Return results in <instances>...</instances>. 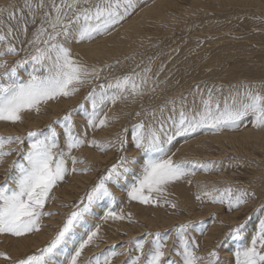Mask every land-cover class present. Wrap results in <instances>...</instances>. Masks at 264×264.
<instances>
[{
  "label": "rangeland",
  "instance_id": "374dc122",
  "mask_svg": "<svg viewBox=\"0 0 264 264\" xmlns=\"http://www.w3.org/2000/svg\"><path fill=\"white\" fill-rule=\"evenodd\" d=\"M24 1L26 3V0H17L13 5L15 11L12 15L15 16L12 18L13 20L10 18L4 20L12 31L9 35L8 29L9 36L2 33L7 37L9 42L7 39H5L6 41L4 40L5 42L0 41V51H2L3 47V51L6 52L5 50L8 45H12L15 48L18 46L19 48H16L17 53L14 55L7 53L0 55V60L7 61L5 67L0 68V74L15 64L19 58L23 60L34 52L36 45L29 43V41L33 39L36 29L40 26L43 11L50 8L51 4V0H44L46 8L37 10L35 22H33V16L29 15L28 9L25 7V3H23ZM148 1L133 0L135 7L129 11L128 15L119 23L112 26L107 32L94 36L92 41H94L93 39L107 38L114 32V29H121L120 26L124 23L128 25L132 21L141 20L142 15L138 14L139 10H142ZM59 2L60 0H56V3ZM175 2L179 3L181 7H187L181 11L183 13H180L181 7L172 5L171 2L165 3L162 6L167 14H171L170 20L160 21L157 24L155 19L147 17L144 33H147L149 36H144L146 43L141 47L129 49L120 54L116 59H110L109 64H106L107 67L103 68L104 72L89 82L87 81L88 84L84 83L78 86V91L69 96L57 97L59 99L57 113L51 112L50 108L45 106L46 103H44L42 105L46 108L41 107L45 109H41L39 112L46 115V117L38 121L37 125L27 126L23 130L17 128L13 131H5L6 133L3 132V129L6 128L0 127V137H21L20 141L13 140L10 143L4 144V149L9 154L0 159V184H3L6 178H9L8 182L11 183L10 177L16 172V169L11 167V165L14 161L23 160V153L27 151L31 143V139L27 135L30 131H39L42 137L48 133L50 127L55 128L58 133L57 150H63L67 153L69 150L67 148L66 135L60 121L63 120L64 116L71 114L74 135L85 141L79 147L71 150V156L77 158L78 162L75 167L78 170L76 172L71 171L73 165L71 159H68L67 167L69 171L65 175L64 180L58 182L53 188L44 207V211L51 212L52 215L40 218L39 231L34 230L20 237L6 233L0 234V251L1 253H6L7 257L10 258L6 259L0 256V264H13L14 261L22 259L27 255L35 253L38 249L47 246L59 228L62 227L66 215L73 210V206L80 203V198L85 196V193L94 186L102 175L106 174L108 168L117 163L121 156L128 157L129 159L135 157V163L129 165L133 170L132 174L128 175L126 180H121L119 184H109L114 200L105 198L95 203L92 206L91 214L86 216L83 226L77 227L74 230V243L69 242L66 245V248L69 250L68 254L70 255L75 251V247L79 246V243L88 238L89 232H97L92 242L84 248L82 255L79 257V264H87L90 258L96 256H99L101 261H103L104 256L112 252H115L116 255L110 257L109 264H130L132 259L140 255L136 251L135 241L144 239V251L148 252L153 247L151 241L156 238L155 234H159L161 243L165 245L164 251L167 257L179 262L180 257L176 255L175 251V249L179 248V239L174 229L181 224L187 223H191L193 227L189 228L185 235L194 239L199 245L197 249L198 254L206 256L208 252L215 249L219 256V264H225L224 262L227 261L230 264H236V260H234L235 256L233 257L236 248L250 244L259 219L264 217V196L252 191L253 188L261 187V184L264 182V165L262 164L259 167L262 174L256 173L259 168H254V166L250 168L251 164H247L246 160L250 158L249 160L253 159L254 162H264V152L260 149H253V144H249L241 138L237 139L238 142H235L238 147L235 146L232 149V143H225L223 148L213 143L206 150L207 155L203 153L197 155L195 154L196 152L190 151V148L185 151L183 145H186L194 137L204 138L210 137L213 134H236L241 137V133L244 130L253 127V117L251 114L243 118L234 127H221L219 130L204 128L195 133L175 136L172 143L167 146V155L172 156L174 160L183 159L211 165L207 171L204 169H193L194 175H191L194 178L187 175L178 180L186 183L188 189L191 187L189 189L190 195L193 200L197 201L193 207H189L188 202L185 201L187 199L185 195L184 197L179 192L177 193L170 185L173 182L167 184L172 188L168 189L165 186L166 188H164L162 193L154 192L151 194L152 200L155 201L153 203L145 204L138 200H132L128 196V191L134 182V176L140 174L141 165L144 161V156L136 149L132 140L136 124L143 122L146 126L151 124L157 127L160 120L172 115L174 106L177 110L183 105L185 110L198 111L203 106L201 103L202 98H208L209 90H211L213 100L220 101L221 106H223L225 97H230L231 94L243 91L246 88L264 93V0H176ZM31 3L35 5L39 1L31 0ZM191 5L198 6L197 9L193 10L194 15H188L187 9ZM22 9H25V11H22ZM230 10L235 14H228L231 12ZM22 14L25 16L24 19H21L23 17ZM25 27L27 31H25ZM119 33L114 32L113 34L119 35ZM15 37H17L16 40H14ZM74 43L77 42L73 40L72 44ZM69 44L70 42L67 46ZM1 45L3 46L1 47ZM18 51L19 55L22 54L21 56L18 55ZM75 55L73 54L76 59L82 62ZM146 65L150 66L151 74L153 76L156 75L158 81L163 77L174 83V85L178 84V86L174 87L175 89L180 86L182 87H180L182 91H180L178 99L174 100L173 97L170 99L169 96L168 100L158 98L153 103L147 102L145 97L141 99L140 97L129 95L117 99L114 103L107 101L99 111L100 117H108L106 125L99 128L88 127V113L92 110L91 101L87 99L88 93L93 89L99 92L101 85L106 86L109 82H114L117 78L124 75L132 74L137 69ZM18 69V76L21 79L27 77L23 79L27 80L28 73L31 71V65L28 64ZM0 82H7L3 80L2 75H0ZM209 82L210 84L208 85ZM194 83L198 85H194ZM207 85L210 86L209 89ZM171 87L173 88V86ZM74 96L76 97L72 102L71 99ZM170 100H174L175 104L168 103ZM64 101L69 102L65 103ZM118 103L121 110L120 113L117 114L116 112L115 114L112 109ZM161 108L164 109L163 113L160 111ZM26 112L21 113L20 121H6V123L8 122V126L21 125L26 116L29 115ZM109 126L112 128L110 129V134L101 135L100 133ZM166 127L169 133L174 135V129H172L171 124L168 123ZM121 137L127 141L123 150L119 144ZM92 140L98 141L100 144H110L112 146L101 151L99 147L88 143V141ZM261 140L264 143V139ZM236 148L243 149V152H237ZM85 149L101 158L87 157ZM204 156H207V158ZM81 160L84 163H79ZM84 169H87V171ZM80 175L86 176L88 180L83 178V181L77 185V189L71 188L69 189L71 194L67 193L68 190L66 188L72 184L73 178L75 176L77 178ZM225 187L246 189L254 195L249 196L247 202L239 206L240 209L238 207L229 211L226 205L213 203L209 197L201 194L205 191L211 192L212 189H223ZM215 194L213 193V195ZM197 196H200V199H197ZM205 205L214 208L210 209V214L207 213L206 217H200L201 219L199 217L196 218L194 214L199 213V211L201 212ZM140 207L145 212L143 211L140 214V210H142ZM154 209L160 211V215L163 214V217H169V220L165 224L159 221L157 224L161 225L151 227L147 223V219H155L157 213L152 211ZM235 210L236 212L238 211L235 216L236 219L231 223L229 216L233 215L232 212H235ZM106 211H113L123 218L104 219ZM216 216L221 226L220 233L214 236L211 245L207 246L204 243V238ZM55 217L58 218L56 219ZM139 217L146 220H142ZM55 219L56 221H53ZM49 221L53 222L51 223L52 225ZM240 224H244L245 226L241 230L239 239H234L231 234L232 229ZM49 225L51 227L49 230L52 231L50 239L27 248L25 251L13 252L14 241H19L24 237H34L42 230L48 229ZM97 226H99L98 229ZM198 227L203 228V234L197 230ZM1 245H3V248ZM229 252L232 254L230 255ZM228 253L229 255H227ZM221 254L224 256H221ZM227 256H229L228 260ZM230 258H233V260ZM57 259L64 260V264H67L63 252ZM144 259L145 257L141 255V261Z\"/></svg>",
  "mask_w": 264,
  "mask_h": 264
},
{
  "label": "snow or ice",
  "instance_id": "6c2138e0",
  "mask_svg": "<svg viewBox=\"0 0 264 264\" xmlns=\"http://www.w3.org/2000/svg\"><path fill=\"white\" fill-rule=\"evenodd\" d=\"M25 7L29 15L35 16L37 10L46 8L44 0L33 5L31 0H26ZM133 0H51L50 8L44 10L40 26L36 29L33 39L29 43L36 45L34 52L23 60H18L10 68H7L2 77L7 82H0V121L17 122L21 120V113L25 111H40V106L49 100L59 96H69L78 91V86L86 83L95 73L96 69H90L87 65L76 59L67 44L73 40L77 43L91 40L94 36L107 32L112 26L119 23L134 8ZM10 18H14L10 14ZM23 19V17H21ZM9 29V35L11 34ZM25 31L27 28L25 27ZM6 38L0 34V41ZM6 53L14 55L16 48L8 45ZM0 51V55H4ZM7 61L0 60V68H4ZM31 65L28 79L23 80L17 74V69L25 65ZM150 69H144L142 73L127 74L101 85L100 91L93 89L88 93L87 99L91 101L92 110L88 113V127L99 128L106 125L107 116L100 117L99 111L107 102H115L126 96L143 94L144 87L148 84L147 73ZM42 73V74H41ZM168 103L175 104L174 100ZM202 108L198 111L185 110L181 105L179 110L174 106L172 115L158 122V126L145 125L143 122L134 126L132 135L136 149L144 156L141 172L134 176V182L128 191L132 200H138L148 204L152 200V193H162L170 182L182 179L193 174V169L207 171L211 165L190 160H174L168 156V148L175 138L185 134L195 133L204 128L219 130L221 127H234L243 118L252 115L253 126L264 128V93L246 88L243 91L225 97L223 106L220 101L213 100L211 90L207 99L201 100ZM161 113L164 109L161 108ZM139 115V113H137ZM155 115V114H153ZM98 121V123H97ZM66 135L68 152L58 149V133L55 128H49L47 134L40 136L39 131H30L27 135L31 143L22 161H14L11 167L16 169L10 177L11 183L6 178L0 184V234H10L16 237L31 233L40 229V218L52 215L45 212L44 207L53 188L64 180L69 169L67 160L71 159L72 172L77 158L71 156V150L79 147L85 141L73 133L71 114L60 121ZM170 123L174 129V135L170 134L166 125ZM13 140L20 141L19 136L0 137V159L9 153L5 151L4 144ZM101 151L110 144H100L98 141H88ZM127 141L120 138V148L123 150ZM79 163H84L82 160ZM135 163V157L129 159L121 156L117 163L107 169L106 174L80 198V203L73 206L63 221L54 238L47 246L38 249L35 253L16 260L13 264H64V260L57 257L63 252L67 264H79V257L84 248L89 245L97 235L96 231L88 233V238L75 247L70 255L66 245L74 243V230L82 227L86 216L92 212V206L105 198L113 199L109 184H119L132 174L130 164ZM87 171V169H84ZM213 193H216L213 195ZM209 197L213 203L226 205L229 211L245 204L247 198L253 193L246 189L226 187L212 189L211 192L201 193ZM200 199V196H197ZM174 207V205H173ZM122 219L113 211H106L104 219ZM244 224L232 229L234 239H239ZM99 226H97L98 229ZM191 223L181 224L174 229L179 239V248L175 249L180 257L179 262L168 258L164 251L165 245L161 243L159 234L151 241L153 247L144 251V239L135 241L136 251L140 255L131 260L130 264H219V256L215 249L200 255L197 252L199 245L194 239L185 235ZM201 234L203 228L198 227ZM167 239V237H165ZM115 252L104 256L103 261L99 256L90 258L87 264H109L110 257ZM141 255L145 257L141 261ZM0 256L7 257L6 253ZM236 264H264V217L259 219L256 230L251 237V242L245 246H238L234 253Z\"/></svg>",
  "mask_w": 264,
  "mask_h": 264
},
{
  "label": "bare ground",
  "instance_id": "6f19581e",
  "mask_svg": "<svg viewBox=\"0 0 264 264\" xmlns=\"http://www.w3.org/2000/svg\"><path fill=\"white\" fill-rule=\"evenodd\" d=\"M16 1L17 0H0V33L1 34L4 33V35H6V36H9L8 35V29L10 27L8 28V25L6 24V22H4V20H6V18L7 19L10 18V14L13 15V13L15 12L14 11V8H13V5L16 3ZM175 1L176 0H158V1H156V0H149L147 2V4H145L143 2L145 4V6H143L142 10L140 9L139 10V13H138V14H141L142 15V19L139 20V21H135V22L132 21L131 23H128V25H126L124 23L123 25L120 26L121 29H114L113 30L114 32H120L119 35L113 34L114 33L113 32L107 38L93 39L94 41H92V39H91V40L84 41L82 43L80 42V44L79 43L78 44L77 43L72 44V41H71L68 47L71 48L72 53L73 54H76L75 56H77V58L81 59L82 60V63L85 64V65H87L90 69L95 68L97 70L96 73L88 80V82L91 79H93V78L101 75L104 72V69L103 68L107 67V65L109 64V60L110 59H112V58L116 59L118 56H120V54L128 51L129 49H132V48L134 49L136 47L143 46V44L146 43V40H145L144 36L145 35L149 36L147 33H144V26L146 24L145 21L147 20V17L148 18H151V19H155V21H156L157 24H159L160 21H163L164 22V21L170 20L169 17L171 16V14H167V12L164 11V8H162V6H164L165 3H171L172 2V5H175V6H177V7L180 8L181 5L179 3H177V2H175ZM23 3H25V1ZM21 8H22V6H21ZM181 8L182 9L180 10V13H183L181 11L185 10L187 7L184 6V7H181ZM197 8H198V6L191 5L187 9L188 10V15H194L195 13L193 12V10H195ZM23 10L25 11V9H22V11ZM18 12H19V10H18ZM170 13H173V12H170ZM232 13H234V12L231 11L228 14H232ZM22 15H23V19H24L25 16H24V14H22ZM238 16H240V15H238ZM10 19L13 20L12 18H10ZM5 38L7 39V37H5ZM9 39H10V37H9ZM16 39H17V37L14 38V40H16ZM7 41H8V39H7ZM11 41H13V40H11ZM12 43H10V44H12ZM16 44H17V42H16ZM26 44H27V42H26ZM2 46L3 45H1V47ZM17 47L18 46H16V48ZM3 50H4V48L2 47V51ZM18 55H19V51H18ZM21 55H19V56H21ZM13 58L16 59L15 57H13ZM18 60H20V58ZM186 62H188V61H186ZM146 66L137 69L134 73H142L143 74L144 69H146V68L147 69H150V66L149 65H146ZM147 76L149 78L148 84L144 87L143 94L142 95H137V97H140L141 99H142V97H145V100L147 102H153V103L158 98H163L165 100L166 99L168 100L169 96H170V99H171V97H173L174 100H177L178 99L177 97L179 96L180 91H182V89H181L182 87L181 86H180L181 88L179 87V88H176L175 89L174 87L178 86V84L174 85V83H172L171 81L166 80V78H163V77L158 81L156 75L153 76L151 74V69L147 73ZM24 78H27V77H24ZM24 78H22V79H24ZM197 83H194V85H196ZM209 84H210V82L208 83V85ZM169 85L173 86V88L171 86H169ZM208 85H207V88L209 89L210 86H208ZM202 87H204V86H202ZM96 88H98V87H96ZM75 97L76 96H74L71 99V101L72 100H75ZM67 102H69V101H66L65 103H67ZM58 103H59V99L58 98H55L53 100H49L48 103L46 102V105L45 106H47L48 108H50L49 110L51 112L57 113V111L59 109V105H57ZM45 106L44 105H41L40 106V110L41 109H45L46 108ZM119 106H120V104L118 103V105L115 108L112 109V111L114 110V113L115 114H116V112H117V114L120 113V110L121 109L119 108ZM41 107H45V108H41ZM26 113H28L29 115L26 116V119L23 121V123L21 125L17 124L18 126H8V122L7 123H6V121L0 122V127L2 128V126H3L4 128H6V129H3L4 130L3 132H5V131H8V132L9 131H13V130H16L17 128H21L23 130V128H26L27 126L37 125L39 123L38 121H41L42 118L44 119L46 117V115H43L42 113L36 112L34 110L33 111H27ZM29 120H31V121H29ZM110 129H112L111 126H109L108 128H106L105 130H103L100 134L103 135V136L108 135V134H110ZM262 134H264V128H258V127L253 126L251 129L244 130L241 133V137L238 136V135H236V134H233V135L230 134V135H228L226 133H221V134H217V135H214L213 134L210 137H204V138L203 137H194L190 141H188V143L186 145H183V149H185V151H186V150H188L190 148L189 150L196 152L195 154H197V155H200L202 153L204 155H207L206 150L213 143L218 144L219 147H222V148H223V146H225V143H232V146H231V149H232V148H235V146H237L236 143H235V142H238L237 139H240L241 138L242 140H246L247 143L253 144V149H260V150H262V152H264V143L261 140V139H264V136H262ZM236 151L237 152H239V151L240 152H243V149H241V148H238L237 149L236 148ZM85 152L87 154V157H89V158H91V157H96L98 159L101 158L100 156L98 157V155L97 156L96 155H93V153H91L87 149H85ZM104 153H106V152H104ZM109 155H110V153H109ZM107 156H108V154H107ZM204 157L207 158V156H204ZM106 158H108V157H106ZM249 159L250 158H248L246 160L247 161L246 163L247 164L248 163L251 164L249 166L250 168H251V166H254V168H257L258 169L259 167H261L262 164L264 165V162H260V163L259 162H254L252 158H251L252 160H249ZM206 160H208V159H206ZM243 162H245V161H243ZM88 165H90V164H88ZM256 173L262 174L261 171H260V168L257 170ZM84 175H80L77 178L75 176V178H73L74 180H73L72 184H70L69 187L66 188L68 190V191L66 190L67 193L71 194V192H69V189H71V188L72 189H77L78 188L77 185H79L83 181V178H86V176H84ZM189 177L194 178V176H192V175L191 176L189 175ZM201 177H203V176H201ZM86 179L88 180V178H86ZM170 185L177 191V193L179 192V194H182L183 196L184 195L186 196L187 199H185V201L188 202L189 207H193V205H195V202H197V201L196 200H193L192 197H191V195H190L189 189L191 187L188 189L187 186H186V183H182L181 181H178V180L174 181ZM166 186L168 187V189L172 188L171 186H168V185H166ZM252 191L253 192H257V194H260L261 196H264V182L261 184V187L259 186V188H253ZM142 207H140V208H142ZM212 208H214V207H209V205H205V206H203V210L201 212L199 211V213H196L194 215L196 216V218H198V217L199 218L200 217L201 218L202 217H206V214L207 213L210 214L209 212H210V209H212ZM239 209H240V207H239ZM239 209H238V211H239ZM143 211L145 212V210L142 208V210H140V214L143 213ZM152 211H155L157 213V216L155 217V219H153V218L151 220L150 219H147V223H149L151 227H153V226L157 227V226L161 225L159 223L157 224V222H159V221L164 222V224H165L169 220V217H163L162 216L163 215L162 213H161L162 215H160V211H158L156 209H154ZM237 212L235 210V212H232L233 215H230L229 216V221L231 223H233L235 221V219H236L235 216H236ZM57 216H59V215H57ZM165 216H166V214H165ZM143 217H145V216H143ZM139 218L142 219V220H146V219L141 218V217H139ZM217 218H218L217 216H216V218H214V221H213L212 225L209 227L208 232H207V235L204 238V243L207 246H210L211 243H212V241H213V239H214L213 237L216 236V235H219V233H220L221 226H220V222H219V220ZM56 219L53 220V221H56ZM49 223L51 224L53 222L52 221H49ZM162 227H164V225H162ZM49 229H51L50 225H49L48 229L42 230L40 233H38L34 237H31V238L24 237V238H21L19 241H14L13 242V248H12L13 252L17 253L19 251H25L27 248H31L34 245H38L40 243H43V242L47 241L52 236V231L49 230ZM245 243H246V241H245ZM241 245H244V244H241ZM1 246L3 248V245H1ZM0 253H1V251H0ZM229 253L227 255H229ZM231 254L232 253H230V255ZM222 255L223 254H221V256ZM228 257L229 256H227V260H228ZM233 257H234V255H233ZM222 259H224V258H222ZM225 259H226V257H225ZM230 259L233 260V258H230ZM224 263L225 264H230V262H228V261L227 262H224ZM233 263H235V262H233Z\"/></svg>",
  "mask_w": 264,
  "mask_h": 264
}]
</instances>
